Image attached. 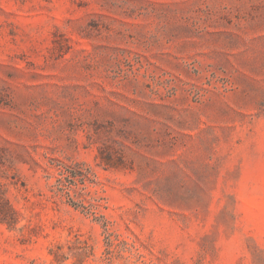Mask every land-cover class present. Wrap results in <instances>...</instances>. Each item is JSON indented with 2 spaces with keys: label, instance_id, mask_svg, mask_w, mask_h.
<instances>
[{
  "label": "rangeland",
  "instance_id": "1",
  "mask_svg": "<svg viewBox=\"0 0 264 264\" xmlns=\"http://www.w3.org/2000/svg\"><path fill=\"white\" fill-rule=\"evenodd\" d=\"M0 264H264V0H0Z\"/></svg>",
  "mask_w": 264,
  "mask_h": 264
}]
</instances>
